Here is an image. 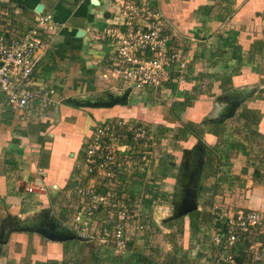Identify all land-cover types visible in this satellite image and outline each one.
<instances>
[{"label":"crops","instance_id":"0c3cea01","mask_svg":"<svg viewBox=\"0 0 264 264\" xmlns=\"http://www.w3.org/2000/svg\"><path fill=\"white\" fill-rule=\"evenodd\" d=\"M97 1L0 0V30L11 36L30 29L38 9L59 24L41 34L35 70L56 90L57 108L14 113L0 95V264H141L136 256L153 250L159 264H209L202 252L216 211L264 212V0H151L189 52L188 76L158 99L153 88L127 93L110 75L115 46L105 30L122 18L117 0ZM114 120L139 122L158 143L151 228L123 257L38 233L74 234L86 142ZM194 213L209 222L182 230L179 220Z\"/></svg>","mask_w":264,"mask_h":264},{"label":"built area","instance_id":"2783aa9c","mask_svg":"<svg viewBox=\"0 0 264 264\" xmlns=\"http://www.w3.org/2000/svg\"><path fill=\"white\" fill-rule=\"evenodd\" d=\"M117 5L122 23L105 30L115 46L110 75L132 92L153 88L155 96L184 80L189 52L178 44L151 0H117ZM58 25L48 13L39 14L33 26L18 36L0 30V95L14 113L31 106L55 109L59 105L56 90L35 81L41 34ZM135 122L106 121L92 131L81 166L87 180H76L72 189L74 234L120 257L127 254L132 237L142 240L150 230L146 218L160 192L152 176L158 162L157 139L153 131ZM213 218L209 243L202 252L205 261L264 264V212L216 211Z\"/></svg>","mask_w":264,"mask_h":264},{"label":"trees","instance_id":"16d2710c","mask_svg":"<svg viewBox=\"0 0 264 264\" xmlns=\"http://www.w3.org/2000/svg\"><path fill=\"white\" fill-rule=\"evenodd\" d=\"M196 127L198 126L195 123H191V124H188L185 129H187V131H195ZM209 218L210 217H207L205 215L202 217L198 213H194L193 215H190L189 219L187 220L188 223L184 220V218L180 219L179 222L181 223L182 230L184 229L185 226H187L189 229H196V228L198 229L200 228L201 225L208 223L210 220ZM155 251L157 250L152 251L153 254L150 257L139 254L138 257L136 256V258L140 259L139 262L141 264H159L157 263L159 260L158 257L153 256Z\"/></svg>","mask_w":264,"mask_h":264},{"label":"water","instance_id":"95a60500","mask_svg":"<svg viewBox=\"0 0 264 264\" xmlns=\"http://www.w3.org/2000/svg\"><path fill=\"white\" fill-rule=\"evenodd\" d=\"M93 4L97 5L98 4V1L97 0H92ZM40 9L37 10V13L40 14ZM128 92H132V88H129L127 90V93ZM113 104H105V106L109 107V106H112ZM186 197H184L182 203H181V207H183L185 204H186ZM195 210V207H192L190 208L188 211H180L178 212L177 214V217L178 216H182L184 214H189L191 213L192 211ZM38 233L43 236L44 238L50 240V241H53V242H66L68 240H74V239H78V240H81L79 237H77L76 235L72 234V235H63V234H56V233H51L48 231V229L46 228H39L38 229Z\"/></svg>","mask_w":264,"mask_h":264},{"label":"rangeland","instance_id":"374dc122","mask_svg":"<svg viewBox=\"0 0 264 264\" xmlns=\"http://www.w3.org/2000/svg\"><path fill=\"white\" fill-rule=\"evenodd\" d=\"M156 97H157V99L159 98L158 96H156ZM161 224H162V223H161ZM162 226H163V225H162ZM189 235H191V236H192V234H191V233H190ZM161 244H163V243H162L161 241H159V242H158V245H161ZM181 246H182V244H181ZM181 246H180V247H181Z\"/></svg>","mask_w":264,"mask_h":264}]
</instances>
